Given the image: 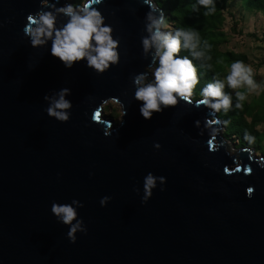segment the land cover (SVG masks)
Wrapping results in <instances>:
<instances>
[{"label": "water", "instance_id": "95a60500", "mask_svg": "<svg viewBox=\"0 0 264 264\" xmlns=\"http://www.w3.org/2000/svg\"><path fill=\"white\" fill-rule=\"evenodd\" d=\"M39 7V0H0V264H264V168L256 149L234 147L219 121L210 146L194 121L222 120L202 104L181 101L145 120L132 99L130 77L148 62L140 45L147 5L106 0L104 14L116 10L109 22L122 37L121 60L99 75L31 47L23 28ZM61 87L71 88L73 103L65 123L44 111L45 93ZM109 96L128 113L106 137L105 121L114 120L102 110L99 121L91 117ZM149 171L167 183L141 204ZM105 195L112 199L101 207ZM73 198L84 204L78 211L88 232L70 243L51 205Z\"/></svg>", "mask_w": 264, "mask_h": 264}, {"label": "clouds", "instance_id": "9594fccd", "mask_svg": "<svg viewBox=\"0 0 264 264\" xmlns=\"http://www.w3.org/2000/svg\"><path fill=\"white\" fill-rule=\"evenodd\" d=\"M39 3L40 7L35 12L28 13L27 21L30 23L23 28L31 47L47 48L50 55L58 59L65 68L83 63L98 75L120 63L122 37L116 34L114 25L109 22V15H115L116 10L105 15L106 0H65L64 3L61 0H39ZM139 3L141 7L147 5L140 45L141 56L148 62L144 65V70L133 74L130 80L132 99L138 102L143 119L151 120L154 115L177 107L181 101H188L196 106L202 104L216 114L226 115L234 110H243L249 96H258L264 92V82H258L254 78V69L242 60L224 65L223 74L216 71L210 63L212 57L209 55L210 46L207 41H202L199 32L191 26L174 27L170 23L171 15L165 13L161 0H139ZM201 10L204 16L213 14L216 0H195L192 11ZM131 11L135 15L138 9L133 8ZM2 26L3 23H0V27ZM182 52L186 54L182 55ZM217 63L224 62L221 60ZM208 73H212L210 79L197 91V85L201 84L202 78ZM127 94L128 90L122 93ZM70 95V87L52 89L45 93L43 100L47 104L44 109L46 114L61 123L69 121L73 108L72 101L67 98ZM108 104L117 106L118 117H114V121H105L108 127L103 129V135L106 137L112 135L113 122L118 126L124 125V117L128 113V106L123 100L118 96H109L101 98L93 108L91 119L99 121L101 110L107 117L103 109ZM218 121L220 124L228 123L221 122L216 115L212 118L205 117L203 122L200 119L194 121V126L199 129V136L207 134L211 137L208 141L210 146L221 130L213 127ZM244 140L252 145L256 138L245 131ZM225 143H216V149ZM153 147L159 150L162 145L156 141ZM225 150L229 154L234 151L230 145ZM257 158L261 162L260 167L264 168V156ZM234 159L238 160V157ZM239 167L237 163L233 171H238ZM224 171H229L228 165H225ZM244 171L249 174L252 169L245 167ZM93 174L89 173L90 176ZM166 183V176H157L149 171L143 177L141 204H147L157 187L164 191ZM133 191L140 195L141 188L134 186ZM253 192L254 186L249 185L246 188L249 198ZM111 199L109 195L101 197V207L106 206ZM83 207V202L76 198L66 203L52 202L51 212L57 223L68 227L66 237L70 243L77 241V233L86 235L88 232L78 211Z\"/></svg>", "mask_w": 264, "mask_h": 264}, {"label": "trees", "instance_id": "16d2710c", "mask_svg": "<svg viewBox=\"0 0 264 264\" xmlns=\"http://www.w3.org/2000/svg\"><path fill=\"white\" fill-rule=\"evenodd\" d=\"M233 1L235 0H216L215 12L211 15L204 16L203 10L200 12L192 11L195 0H161L165 13L171 15L170 23H172L174 27L191 26L199 32L202 41H207L210 46L209 55L212 57L210 63L214 65L216 71L221 72L222 74L224 72L225 64H230L235 60L244 61L246 59L243 55H237L233 52H222L219 49L220 42L226 35L223 31L225 22L224 10L227 9L229 4ZM241 1L245 10L250 13H264V0ZM184 54L186 53L182 52V55ZM221 60L224 62L223 64L217 63ZM211 75L212 73H208L202 78L201 84L197 85V91L203 83L210 79ZM218 116L222 122L228 121L227 124H229V126L224 124V136L226 138L238 140L240 147L255 148L256 151H258V146H261L260 141L256 139L254 144L249 145L244 140L245 131L249 132L254 137L257 132L252 131L251 125L247 123L245 113L242 110H234L226 115L218 114ZM229 130L231 134H229Z\"/></svg>", "mask_w": 264, "mask_h": 264}, {"label": "rangeland", "instance_id": "374dc122", "mask_svg": "<svg viewBox=\"0 0 264 264\" xmlns=\"http://www.w3.org/2000/svg\"><path fill=\"white\" fill-rule=\"evenodd\" d=\"M224 13L223 31L226 35L221 40L219 49L245 56L244 62L254 69V78L258 82H264V13H250L245 10L241 0L231 2ZM242 111L252 131L257 132L256 139L261 143L257 148V155L264 156V92L258 96H249ZM104 113L110 114L108 117L114 120V117H118L117 106L106 105ZM229 141L234 147L240 148L238 140L232 138Z\"/></svg>", "mask_w": 264, "mask_h": 264}]
</instances>
